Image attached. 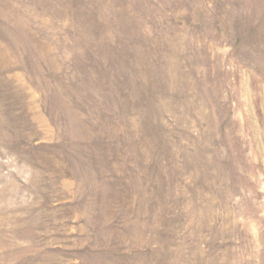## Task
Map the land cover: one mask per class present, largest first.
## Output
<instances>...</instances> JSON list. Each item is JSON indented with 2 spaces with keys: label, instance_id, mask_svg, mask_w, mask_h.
<instances>
[{
  "label": "rangeland",
  "instance_id": "obj_1",
  "mask_svg": "<svg viewBox=\"0 0 264 264\" xmlns=\"http://www.w3.org/2000/svg\"><path fill=\"white\" fill-rule=\"evenodd\" d=\"M0 264H264V0H0Z\"/></svg>",
  "mask_w": 264,
  "mask_h": 264
}]
</instances>
